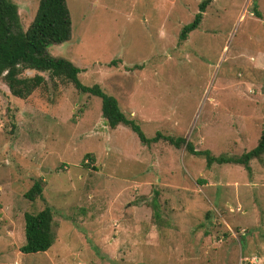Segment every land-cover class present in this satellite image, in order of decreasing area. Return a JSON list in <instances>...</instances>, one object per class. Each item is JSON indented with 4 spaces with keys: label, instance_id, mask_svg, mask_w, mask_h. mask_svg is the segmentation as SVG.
Returning a JSON list of instances; mask_svg holds the SVG:
<instances>
[{
    "label": "rangeland",
    "instance_id": "obj_1",
    "mask_svg": "<svg viewBox=\"0 0 264 264\" xmlns=\"http://www.w3.org/2000/svg\"><path fill=\"white\" fill-rule=\"evenodd\" d=\"M38 1L12 0L20 30ZM201 1L65 0L69 40L46 52L145 136L239 155L264 130V0H212L179 41ZM40 75L47 89L25 100L0 78V264H264V165L207 168L183 148L145 147L106 125L99 98ZM34 179L42 199L28 201ZM44 205L54 243L23 254V214Z\"/></svg>",
    "mask_w": 264,
    "mask_h": 264
},
{
    "label": "trees",
    "instance_id": "obj_2",
    "mask_svg": "<svg viewBox=\"0 0 264 264\" xmlns=\"http://www.w3.org/2000/svg\"><path fill=\"white\" fill-rule=\"evenodd\" d=\"M212 0H202L197 6V12L190 22L183 25L179 31V41H184L187 35L195 30L203 13ZM70 17L65 0H39L35 14L25 31L19 29L17 6L12 0H0V78L9 94L20 100H25L34 91L47 89L46 79L40 73H46L53 90L71 84L75 90L100 100L101 117L110 129L123 126L137 137L145 147L166 143L175 149L183 148L192 156L201 157L205 166L238 165L249 172L251 161L264 165V130L253 148L239 155L220 153L213 155L209 150H196L191 142L182 136H171L155 132L151 137L145 136L137 122L128 118L120 110L116 99L105 94L97 84L85 86L78 79L79 69L63 58L51 57L46 49L49 45H57L69 40ZM139 69L141 66L134 65ZM26 72H34L27 75ZM83 158L89 163L93 159L89 155ZM87 168L88 164H83ZM43 184L41 179H34L29 189L23 194L28 201L42 199ZM153 204V210L157 208ZM155 207V208H154ZM157 211V210H156ZM24 243L19 248L23 254L46 252L54 243V223L51 207L44 205L43 209L31 214H23Z\"/></svg>",
    "mask_w": 264,
    "mask_h": 264
}]
</instances>
